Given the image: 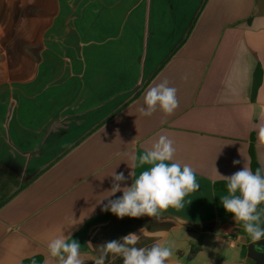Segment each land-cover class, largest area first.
Returning a JSON list of instances; mask_svg holds the SVG:
<instances>
[{"label":"crops","instance_id":"0c3cea01","mask_svg":"<svg viewBox=\"0 0 264 264\" xmlns=\"http://www.w3.org/2000/svg\"><path fill=\"white\" fill-rule=\"evenodd\" d=\"M164 79L178 108L141 116ZM262 115L264 0H0V264H44L62 229L86 264L90 244L129 233L137 247L170 244L169 264H257L215 174L253 170V157L264 168ZM159 135L200 189L159 221L103 211L122 196L108 197L112 173L131 171L116 154H140Z\"/></svg>","mask_w":264,"mask_h":264},{"label":"clouds","instance_id":"9594fccd","mask_svg":"<svg viewBox=\"0 0 264 264\" xmlns=\"http://www.w3.org/2000/svg\"><path fill=\"white\" fill-rule=\"evenodd\" d=\"M178 106L177 89L169 86V81L164 79L148 88L137 111L144 117H150L158 110L171 115ZM253 130L258 142L264 145V115ZM116 155L131 169L128 177L116 171L111 175L108 197L117 192H122V196L109 199L103 211H110L117 218L148 216L159 221L170 208L176 211L184 209L185 198L200 189L196 170L189 164L175 160L174 141L167 135H159L151 147L140 154L124 151ZM240 163V160L233 161V165ZM145 165L148 167L144 168ZM136 168L142 169L138 175L134 171ZM215 177L226 181L227 195L220 198L225 211L233 214L236 223L242 224L252 243L264 239V227L261 226L264 224V208L260 207L264 205V168H257L253 172L245 162L242 170L230 176L220 174L216 168ZM129 178L132 180L131 186H127ZM122 184L125 186L122 187ZM77 221L74 217L67 228L82 222ZM142 235L150 237L145 233ZM153 238L151 245L141 247L136 246L141 241V236L136 233L95 247L90 244L95 253L91 261L93 264H115L117 259L122 258L123 264H169L173 247L162 243L161 238ZM46 249L44 264H86L89 261L87 254L81 252L80 243L72 238L71 232L66 235L63 229L46 241Z\"/></svg>","mask_w":264,"mask_h":264},{"label":"trees","instance_id":"16d2710c","mask_svg":"<svg viewBox=\"0 0 264 264\" xmlns=\"http://www.w3.org/2000/svg\"><path fill=\"white\" fill-rule=\"evenodd\" d=\"M259 168L258 164L256 163V161L254 160L253 157V172H255V170ZM215 187L218 189H227L226 188V182H219L215 184ZM260 207L264 208V205H261ZM264 219V218H262ZM262 227H264V224L261 225ZM248 242H252L251 239L248 237ZM241 256L245 257L246 256V246L243 245L241 247ZM22 264H42V257L40 256H36L30 259H26L23 261Z\"/></svg>","mask_w":264,"mask_h":264},{"label":"water","instance_id":"95a60500","mask_svg":"<svg viewBox=\"0 0 264 264\" xmlns=\"http://www.w3.org/2000/svg\"><path fill=\"white\" fill-rule=\"evenodd\" d=\"M250 255L257 261V264H264V239L249 245Z\"/></svg>","mask_w":264,"mask_h":264}]
</instances>
